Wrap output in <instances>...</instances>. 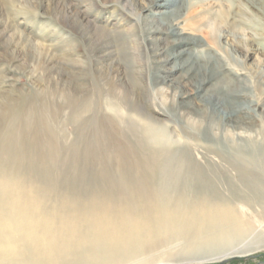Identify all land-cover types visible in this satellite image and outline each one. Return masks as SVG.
I'll return each instance as SVG.
<instances>
[{"label": "bare ground", "instance_id": "obj_1", "mask_svg": "<svg viewBox=\"0 0 264 264\" xmlns=\"http://www.w3.org/2000/svg\"><path fill=\"white\" fill-rule=\"evenodd\" d=\"M169 1L149 0L140 8L147 26L137 49L147 55L145 96L123 88L117 75L109 79L110 72L112 83L97 94L93 110L105 131L141 152L138 161L146 173L122 182L127 190L118 198L82 200L80 210L65 199L47 209L40 203L42 192L1 183L0 264H212L264 245L254 223L264 221V141L235 136L255 133L263 110L239 50L247 57L264 44L253 34L224 30L217 36L218 44L224 42L217 45H228V56L212 53L200 38L181 31L175 14L185 2ZM126 2L137 10L138 0ZM244 2L264 15V0ZM152 8L157 10L148 16ZM77 15L87 21L84 12ZM104 50L95 51L94 66L110 59ZM201 68L207 77L200 76ZM257 68L263 81L264 64ZM163 85L171 91L168 103L159 91ZM216 90L224 91L223 100L210 95ZM121 141L103 150L130 148Z\"/></svg>", "mask_w": 264, "mask_h": 264}, {"label": "rangeland", "instance_id": "obj_2", "mask_svg": "<svg viewBox=\"0 0 264 264\" xmlns=\"http://www.w3.org/2000/svg\"><path fill=\"white\" fill-rule=\"evenodd\" d=\"M148 1L138 0L136 10L126 0H0V185L6 183L38 195L42 192L45 199L40 203L45 207L47 204V209L65 199L71 209L80 210L94 197L118 198L127 190L124 182L146 173L138 161L141 152L105 131L102 120L93 119V110L97 94L112 83L114 75L123 88L132 87L145 96L144 84L149 80L147 55L137 49L147 27L142 22L146 14L140 8ZM183 1L184 7L175 14L181 31L200 38L210 52L228 56V45L223 49L218 46L224 40L218 44L217 36L224 30L253 34L264 44V15L244 0ZM155 10L152 8L147 15ZM77 12L85 13L87 21L91 20L89 25L80 20ZM234 20H244L245 24L237 28ZM172 38L167 36L166 40ZM101 46L110 59L94 66L95 51ZM239 52L248 72L247 81L254 86L253 95L255 100H261L263 110L255 133L237 132L235 136L264 141V80L257 75V67L264 64V47L247 57L245 50ZM199 74L207 77L203 68ZM108 75L112 81H108ZM159 91L166 99L171 95L166 85ZM223 92L216 90L210 95L223 100ZM191 120L186 121L191 124ZM227 137L233 138L230 132ZM119 141L130 148L120 152L103 150ZM13 191L15 198L16 189ZM254 223L264 239V221ZM249 253L241 260L212 264H264L263 244ZM157 257L160 255L154 259Z\"/></svg>", "mask_w": 264, "mask_h": 264}, {"label": "water", "instance_id": "obj_3", "mask_svg": "<svg viewBox=\"0 0 264 264\" xmlns=\"http://www.w3.org/2000/svg\"><path fill=\"white\" fill-rule=\"evenodd\" d=\"M248 256V255H247ZM247 256H243V257H229L228 260H234V259H244V257H247ZM223 262V261H222ZM221 263V262H220Z\"/></svg>", "mask_w": 264, "mask_h": 264}]
</instances>
